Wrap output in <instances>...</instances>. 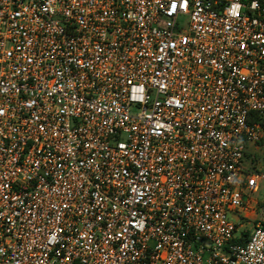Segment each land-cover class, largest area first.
<instances>
[{"label": "built area", "instance_id": "obj_1", "mask_svg": "<svg viewBox=\"0 0 264 264\" xmlns=\"http://www.w3.org/2000/svg\"><path fill=\"white\" fill-rule=\"evenodd\" d=\"M262 152L264 0H0V264H264Z\"/></svg>", "mask_w": 264, "mask_h": 264}, {"label": "rangeland", "instance_id": "obj_2", "mask_svg": "<svg viewBox=\"0 0 264 264\" xmlns=\"http://www.w3.org/2000/svg\"><path fill=\"white\" fill-rule=\"evenodd\" d=\"M255 159L257 162H263L264 160V153H257L255 154ZM256 197L264 204V182L260 185L259 191Z\"/></svg>", "mask_w": 264, "mask_h": 264}, {"label": "trees", "instance_id": "obj_3", "mask_svg": "<svg viewBox=\"0 0 264 264\" xmlns=\"http://www.w3.org/2000/svg\"><path fill=\"white\" fill-rule=\"evenodd\" d=\"M264 211V204L261 205ZM247 236V232H241V235L238 238H235L232 242L242 244L245 241V237Z\"/></svg>", "mask_w": 264, "mask_h": 264}]
</instances>
